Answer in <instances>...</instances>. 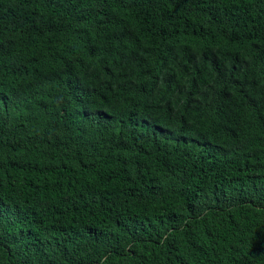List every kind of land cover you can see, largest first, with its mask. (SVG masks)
<instances>
[{
	"label": "trees",
	"instance_id": "1",
	"mask_svg": "<svg viewBox=\"0 0 264 264\" xmlns=\"http://www.w3.org/2000/svg\"><path fill=\"white\" fill-rule=\"evenodd\" d=\"M0 264H264V0H0Z\"/></svg>",
	"mask_w": 264,
	"mask_h": 264
}]
</instances>
